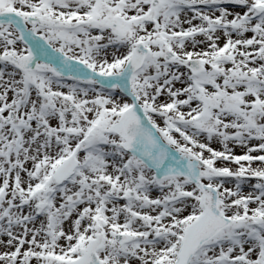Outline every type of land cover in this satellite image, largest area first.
<instances>
[{"label": "snow or ice", "instance_id": "1", "mask_svg": "<svg viewBox=\"0 0 264 264\" xmlns=\"http://www.w3.org/2000/svg\"><path fill=\"white\" fill-rule=\"evenodd\" d=\"M0 264H264V0H0Z\"/></svg>", "mask_w": 264, "mask_h": 264}, {"label": "rangeland", "instance_id": "2", "mask_svg": "<svg viewBox=\"0 0 264 264\" xmlns=\"http://www.w3.org/2000/svg\"><path fill=\"white\" fill-rule=\"evenodd\" d=\"M236 152H237V154H241L239 149H237Z\"/></svg>", "mask_w": 264, "mask_h": 264}]
</instances>
